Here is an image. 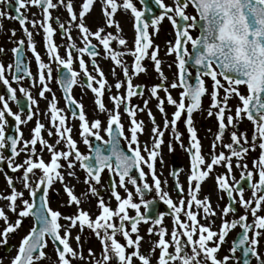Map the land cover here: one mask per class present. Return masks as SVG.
Returning <instances> with one entry per match:
<instances>
[{
	"label": "snow or ice",
	"instance_id": "snow-or-ice-1",
	"mask_svg": "<svg viewBox=\"0 0 264 264\" xmlns=\"http://www.w3.org/2000/svg\"><path fill=\"white\" fill-rule=\"evenodd\" d=\"M152 2L159 12L146 16L144 0H139L140 9L135 6L136 0H81L78 12L74 0H14V5L10 0H2L14 14L0 11V17L18 21L22 38L12 39L16 29L10 30L9 40L14 45L10 49L11 62L0 61V88L3 89L0 91V162H6L9 170L4 174L7 191L0 192V201L6 202L0 206V246L6 247L9 237L22 227L24 219L31 218L26 233L12 246L15 254L9 258V264H44L45 261L47 264H229L230 260L238 259L235 256L238 250L242 253L240 264H250L252 258L256 264H264V253L259 250L264 237V215L260 214L264 211V0H173L171 5L163 0ZM96 3L101 11L99 18L92 20L93 30L85 21ZM32 7L39 13H32L33 18L29 19L26 13ZM188 7L195 15L187 14ZM61 9L67 14L64 19L52 16L53 10L60 12ZM119 11L133 20L132 48L122 35L120 21L115 19ZM147 12L151 13L152 9ZM165 17L175 29L174 42L168 41L165 50V56H175L177 71L171 81L162 70L159 45H154L151 39ZM112 27L115 32L107 31ZM193 30L198 34L193 36ZM41 31L47 62L37 51L34 38ZM57 32L60 44L54 41ZM25 44L34 58L35 74L26 62ZM0 55H7L3 46H0ZM128 56L132 57L131 63L125 59ZM101 59L110 61L108 73L113 83H109L100 67ZM145 60L152 65L159 82L133 84L135 78L148 74L147 66L142 63ZM53 64L57 69L54 82L65 108L58 107V98L49 86L53 81ZM190 68L194 71H189ZM205 78L211 81L210 92ZM26 79L30 81L28 86L23 84ZM37 86L38 97L46 101L43 112L32 95V89ZM74 86L82 93L85 90L92 93L93 119H88L83 104L72 95ZM175 89L180 90L178 98L171 94L170 90ZM161 91L164 96H160ZM105 92L110 106L104 102ZM49 93L50 97L46 95ZM205 95L210 97L206 110L203 108ZM134 97H139L142 103L133 104ZM231 99L237 101L234 114L233 106L228 103ZM151 100L156 101L162 126L157 124L149 108ZM10 103H15L19 110L13 112ZM165 103L174 108L171 119ZM197 111L214 116L217 124L207 150L194 125L193 116ZM138 113H146L151 125L149 140L143 146L139 136L144 133L145 123L137 119ZM122 116L128 119L127 129ZM41 117L48 122L47 129ZM8 118L15 125L11 134L6 132ZM34 118L30 138L25 140L20 125ZM69 119L78 121L77 135L87 152L79 150ZM181 119L187 143L178 127ZM244 119L252 125L250 138L246 131L239 130ZM229 129H232L229 140L225 142L224 134ZM44 131L49 139L55 137L54 141L45 139ZM166 132L170 136L168 151L174 150V143L179 144L189 159L186 187L179 180L182 170L169 173L174 178L175 201L166 190L167 180L162 181L155 170L157 157L163 164L161 146ZM218 148L221 150L217 151ZM257 149L258 155L251 157L249 167V154ZM21 153L24 159L16 163ZM217 167L225 171L215 173ZM233 167L239 171V179L233 174ZM78 170L84 173L82 181ZM9 172L17 174L15 180ZM208 179L214 182L217 199L226 197L223 207L219 203L213 207L211 194L200 196ZM80 183L85 188L77 195L76 186ZM56 184L61 188L55 189ZM61 190L66 199L60 202V207L73 208L71 213L64 214L50 205V193L54 191L60 196ZM153 190L155 197L167 206L170 230L162 226L165 212L150 210L153 201L143 196L144 191ZM246 190L250 192L247 199ZM136 198L139 202H135ZM85 203L94 211L82 207ZM238 211L241 214L237 216ZM230 215L232 219L228 218ZM217 218L220 223L214 229L212 225ZM149 221L153 226L147 228V234L157 239L149 240L144 254L140 251L144 237L139 234L138 224ZM236 228L240 231L228 253L219 257L230 231ZM86 230L98 241L99 253L89 247L85 256ZM71 241H75V247ZM49 244L51 254L46 251ZM3 262L4 257H0V264Z\"/></svg>",
	"mask_w": 264,
	"mask_h": 264
},
{
	"label": "flooded vegetation",
	"instance_id": "flooded-vegetation-1",
	"mask_svg": "<svg viewBox=\"0 0 264 264\" xmlns=\"http://www.w3.org/2000/svg\"><path fill=\"white\" fill-rule=\"evenodd\" d=\"M80 2H81V0H74V7H75L77 12L79 10ZM163 2H164V0H163ZM164 3L166 5H171L173 3V0H165ZM10 4L14 5V0H10ZM135 6L138 9H140L142 7V5L139 3V0H136ZM143 7L146 10V16H150L152 14H158V12H159L158 8L153 4L152 0H144ZM149 8L152 9L151 13L147 12V9H149ZM0 11H8L10 14H14V12L12 11V8L11 7L6 8V6L2 3V0H0ZM22 11H24V10H22ZM100 11H101L100 10V5H99V3H96L95 6L91 10V14L89 16H87V18H86V21H85L86 24H88L89 27L93 28V30H95V25L92 23V20H93L92 17L95 15L96 18H99ZM186 11H187V14H189V15H195L194 10L191 7H188ZM32 13H37L38 14L39 10L37 8H35V7L30 8L27 11V13H26L28 15L29 19L33 18L32 17ZM58 15L61 17V19H64L67 14H66V12L63 9H61L60 12H57L55 10L52 11V16L53 17H56ZM36 18L40 19L39 15H37ZM115 19L120 21L121 26L123 28L122 35L127 38L128 47L132 48L133 47V35H134V29H133V26H132L133 25V20L130 18V16L126 17L122 11H119V12H117L115 14ZM0 25H2V27H0V46H3L5 48V50H6V53H7V55H0V61H2L4 63H8V62H11V57H12L10 49L14 46L9 40L10 30L11 29H16V36L13 37L12 39L22 38V31H21V28H20V25H19L18 21L9 20V19H5L3 17H0ZM27 26L29 27L30 30H32L35 33V30L32 29L30 24L27 25ZM52 26L54 28L57 27V25L55 23H52ZM107 31L115 32V28L114 27L108 28ZM150 32H151V29H150ZM191 34L193 36H195V35H197V31L193 30L191 32ZM75 35H76V33L74 31L73 32V36H75ZM34 38H35V41H36L37 51L40 52L42 57H44L45 61L47 62V57L44 56V49H43V43H42V31H41L40 34L34 35ZM174 38H175V29H173L170 21H168L166 17L161 22V24L158 26V32L155 35L151 36V39L153 40V44L154 45H159L158 56L163 62L162 63V70H163L164 74L168 77L169 81H171V79L173 78V73H175L177 70H176L175 63H174V60H175L174 54L173 55H169V56H165V50H166V47H167V42L168 41H173L174 42ZM54 41L57 44H60L62 42L58 32L54 36ZM93 43H95V41H93ZM113 47H115V45H113ZM189 48H190V45H189ZM101 51H102V48H101ZM60 54L62 56L64 55V49L63 48L60 49ZM25 59H26V62L28 63V65H29L30 70L33 72V74H35L36 71H37L36 65H35V61H34V58L31 57V53L27 52L26 44H25ZM85 59L86 60L88 59L87 56H85ZM125 59L129 63H131L132 57L128 56V57H125ZM142 63L147 66L148 74L147 75L141 74L140 76H138L137 78H135L133 80V84L152 85V84L158 83L159 81H158L157 74L152 70V65L150 64V62L145 60ZM109 65H110V61L103 60V59L100 60V67L104 70L105 75L107 76L109 83H113V78L108 73ZM168 65H172L171 68H169ZM76 67H77V65H74V68H76ZM52 69H53V73H52L53 74V81L50 83L49 86L51 87L52 91L55 94H57L58 106H60L62 108H65L64 101L61 98L62 94H61L58 86L54 82L55 81L56 72H57L55 64L52 65ZM60 70L63 71V69H60ZM117 71L119 72V69H117ZM150 71L152 72V74L149 73ZM189 71H194V70L193 69L192 70L189 69ZM205 80H206V86L208 87V90L210 92L211 91V81L208 78H205ZM29 83H30V81L27 80V79L25 81H23L24 86H28ZM222 83H226V82H224L222 80ZM12 86L13 87H17L16 84H14V83L12 84ZM38 90H39L38 86L36 88H33L32 89V95L34 97H36L37 100L39 101V104H38L39 110L41 112H43L44 109L46 108V101L43 100V99H40L38 97V95H37ZM241 90L243 91V89H241ZM0 91H3V89L0 88ZM170 91H171V94L173 95V97L178 98V92L180 91L179 89L170 90ZM114 93H115V89H113V94ZM159 94H160V96H164V93L162 91ZM17 95L18 96L20 95L18 90H17ZM46 95H48L49 97L51 96L49 94H46ZM72 95L77 99V101H79V102H81L83 104L84 111L87 114L88 119L89 120L93 119L94 116H95V113L93 112L94 105H93L92 93L87 91V90H85V93H82L78 86H74V88L72 90ZM222 95H223V92L221 90V96ZM147 97H148V93H147V90H145V98H147ZM205 97H206V95L203 97V105L206 108V107H208V105L210 103V97H209V95H207L208 99H206ZM104 102H105V104L107 106H110L109 101H108V93L107 92H105V94H104ZM132 103L133 104H141L142 101H141V99L139 97H134L132 99ZM155 103H156L155 100H151L150 103H149V108H151L153 114L155 115L157 124H161V126H162V118H161L160 113L155 108ZM228 103L231 106H235L237 101L235 99H231V100H229ZM24 104L26 106L27 102L24 101ZM10 107H11L13 112H16V111L19 110L15 103H10ZM164 107H165V111L167 113H169V119H171V113L174 111V108L169 106V105H167V103H165ZM202 112L206 113V111H202ZM197 113H198V111L195 112L194 115L197 114ZM226 115H227V113H226ZM100 118L103 119L104 117L101 116ZM210 118L215 120L214 116H212ZM137 119L138 120H143L144 123H145L144 133L139 136V140L141 142V145L143 146L144 142L149 140V128H150L151 125L148 122V117H147L146 113H138L137 114ZM41 121L45 124V128L47 129L48 122L46 120H44L43 117H41ZM122 122L125 125V129H127V126H128L127 117L122 116ZM34 124H35V118L32 121H29L28 124H26V125H23V124L20 125V129H21V131L23 133V138L25 140L30 138V129L34 126ZM68 124L73 126L72 136H73L74 139L77 140L79 150L82 153L87 152L86 146L82 142L79 141V137L77 135L76 124H78V121H72L71 119H69L68 120ZM241 124L243 125L242 129H239V130L242 131V132L246 131L248 136H249V138H250L251 137V128H252L251 122L247 121V119H244L241 122ZM14 127H15L14 121H12L11 118H8V126L6 127V132L11 134L13 132V130H14ZM178 127H179V130L184 134L183 135V137H184L186 130H185V127L183 125V120L182 119H181V121L178 122ZM214 130L217 131L216 121H215ZM231 130L232 129H229L228 131L225 132L224 138L226 140H229V132ZM208 133H209V131H208ZM43 136H44L45 139H49V137L47 136V131L43 132ZM54 139H55V137H52L51 139H49V141H54ZM105 139H107L106 136H105ZM169 139H170V136L166 132L165 136H164L165 143H164V145L161 146V155L163 157V164L161 165V163H160V157H157L156 164H155V168H156L155 170H156L157 175H158L157 167L159 168V170H162V172L158 175L159 178L165 177V176L167 178L168 177L170 178V180H171V184L170 185H171V189H172V184H173L174 178L169 175L170 171H172V170H182L180 175H179V177L180 176H182V177L184 176V178H185L187 173H184V171H185V168H186V171H188L189 159H188V156H187L186 152L180 147L179 144H175L174 143V145H173L174 150L172 152H169L168 148H167V143H168ZM183 139H184V142L187 143L186 136ZM93 143L95 144L96 142L93 140ZM201 143L204 146V149L207 150V148L205 147L206 146V142L205 141L204 142L201 141ZM102 147H106V146L102 145ZM22 154L23 153H21V155ZM21 155L16 158V161H15L16 163H20L19 162V158L21 157ZM5 165H6V162H0V177L2 179L4 178L5 172L9 171L7 168H4ZM9 174L12 175V177L16 176L15 173H9ZM234 175H235V173H234ZM235 177L237 179H239V172H236ZM208 182H209V180H207L206 182L203 183V189H204V186L206 185V183H208ZM209 189H211V193L213 194L212 201H214L217 198V195L215 194L214 189L212 190L211 187ZM106 194L107 193H104L105 196H106ZM173 195L176 197L175 192H173ZM249 195H250V192H248L246 190L245 193H244L245 199H247L249 197ZM200 196L201 197L204 196L203 193L200 192ZM144 197L147 198V200H152L153 204L157 207L158 211L165 212V216L163 217V221L162 222H164V221L167 222V220H168L171 223V217L169 215H167V212H168L167 206L164 205L162 203V201H160L158 198H156L155 195H153L151 191H147V195L144 196ZM218 203L223 204V206H224V204L226 203V197H225L224 200H218ZM141 208H142L141 212H143V207H141ZM237 208L239 209V205H237ZM239 214H241V213L238 211L236 215L238 216ZM263 215H264V212H263ZM228 218L232 219V216L230 215ZM249 220H251V216H249ZM141 223L146 224L145 222H141ZM148 223H151V221H149ZM231 231H236V232H235L234 235H232L230 241L227 243V246H228L227 249H229L233 238L237 235V233L240 231V229L236 228V229L231 230ZM263 244H264V242L260 241L259 250L261 251V253H264ZM235 256L238 259H233L232 261L235 264H240V259H239L240 257H239V254L237 252L235 253ZM250 264H256V261H255L254 258L251 259Z\"/></svg>",
	"mask_w": 264,
	"mask_h": 264
},
{
	"label": "rangeland",
	"instance_id": "rangeland-1",
	"mask_svg": "<svg viewBox=\"0 0 264 264\" xmlns=\"http://www.w3.org/2000/svg\"><path fill=\"white\" fill-rule=\"evenodd\" d=\"M164 2H165V0H164ZM150 74H152V72L150 71L149 72ZM49 95H51L50 93H49ZM56 96H57V94H56ZM206 99H208L207 98V95H206V97H205ZM204 106V105H203ZM58 107H60V106H58ZM60 108H62V107H60ZM204 109H207V107L205 108V106L203 107ZM201 113V114H200ZM202 111H198V113L197 114H195L194 115V125H195V128H196V130H197V134H198V138L200 139V141H205L206 142V148L208 149L209 148V145H210V142L212 141V139H213V137H214V134H215V132H216V130H214V127H215V120L214 119H211L210 117H208L207 116V114L206 113H203ZM233 114H234V106H233ZM242 124H241V122H240V124H239V129H242ZM204 128H206L208 131H209V129H210V131H209V135H207V140H205V137H204V135H203V129ZM244 128V127H243ZM251 128V127H250ZM251 131H252V128H251ZM185 136H186V138H187V133H186V131H185ZM184 136V137H185ZM183 137V138H184ZM224 141L225 142H228V140H226L225 138H224ZM37 147H39V146H37ZM221 149H217V151H220ZM258 149H257V151L256 152H254V153H250L249 154V158H248V163H249V167H251V157H253V156H256V155H258ZM206 155H207V153H205ZM44 158H45V160H47L48 159V156H47V153L45 152L44 153ZM24 159V154H22L21 155V157L19 158V162H21L22 160ZM185 163V162H184ZM234 163V162H233ZM156 169V168H155ZM157 170H158V175L162 172V170H159V168L157 167ZM225 171V169H223V168H221V167H217L216 169H215V173H220V172H224ZM236 172H239L235 167H233V174L235 173V175H236ZM184 173H187V171H186V168H185V171H184ZM215 173H213V175H215ZM79 176H80V178H81V181L83 180V176H84V173L82 172V171H80V170H78V173H77ZM17 175V174H16ZM161 176V175H160ZM104 178H105V180L107 179V173L105 172V174H104ZM13 179L15 180L16 179V176H14L13 177ZM33 179H35V177L33 178ZM162 181H164V180H167V186H166V190H168L169 191V193H170V195H171V197H172V199L175 201L176 199H177V197H175L174 195H173V192H172V189H171V180H170V178L168 177H161L160 178ZM179 180H180V182L182 183V184H185V187H186V177L184 178V176L182 177V176H180L179 177ZM209 180V182L208 183H206V185L204 186V189L201 191V193H203V195H205V194H208V190H209V188L211 187L212 188V190L214 189L213 187H214V182H213V180L212 179H208ZM102 183H103V181H102ZM149 183H151V181H150V178H149ZM210 186V187H209ZM17 188L19 189L20 188V184H19V182H17ZM54 188L55 189H60L61 188V186L59 185V184H56L55 186H54ZM85 188V185L83 184V183H80V184H77V187H76V193H77V195H79L80 194V192L83 190ZM129 188L131 189V186L129 185ZM7 191V188H6V181H5V179L3 178H1L0 177V192H6ZM134 191V190H133ZM120 192H121V195L123 196L124 195V193H123V191L122 190H120ZM152 192V194L153 195H155V192H154V190L153 191H151ZM216 194V193H215ZM53 195H54V197H57L56 198V201H55V198H53ZM107 195V194H106ZM145 198V197H144ZM66 199V196L63 194V192H62V190H61V195L60 196H56L55 195V193H50V205H51V207L53 208V209H58L59 211H61L62 213H64V214H68V213H71V212H73L74 211V209L73 208H69V207H60V202L62 201V200H65ZM145 199H147V198H145ZM61 200V201H60ZM135 202H139V198H136V200H135ZM4 203H6L5 201H0V206H2ZM92 203L94 204L95 203V201L93 200L92 201ZM218 203V199L216 198L214 201H212V205H213V207H215L216 206V204ZM220 204V203H219ZM112 206L113 207H115V201H113L112 202ZM220 206L221 207H223V204H220ZM82 207H84L85 209H87V210H89L90 212H93L94 211V209L93 208H90L89 207V204H87V203H85V204H83L82 205ZM141 210H142V208H141ZM263 212L264 211H261V213L260 214H262L263 215ZM129 214L130 215H134V211L133 210H129ZM8 215L10 216V218H12V219H14L15 217L13 216V214L12 213H8ZM30 223H31V218H25L24 219V221H23V225H22V227L15 233V234H13L12 236H10L9 237V239H8V245L5 247V246H0V257H4V262H3V264H9V258L11 257V256H13L14 254H15V248L14 247H12V246H14V245H17L18 244V242H19V239L21 238V236L23 235V234H25L26 233V231H27V229L30 227ZM61 223H64V221H61ZM201 223H205V221H203V220H201ZM219 223H220V220L217 218L216 219V223L215 224H213L212 225V227L215 229L218 225H219ZM150 226H153L151 223H146V224H143V223H139L138 224V228H139V234L142 236V237H144V240L141 242V245H140V247L142 246H144V254H147V251H148V247H149V244H148V242H149V240H151V241H155L156 239H157V237L155 236V235H152L151 237H149L148 236V234H147V228L148 227H150ZM162 226L163 227H165V228H167V229H169L170 230V228H171V223L167 220V222L166 221H164V222H162ZM0 227H2V221H0ZM235 232L236 231H230V233H229V235H228V237L226 238L227 239V242L226 243H224L223 245H222V248H221V250H220V252L218 253V256L219 257H222L223 255H225V254H227L228 253V249H227V243L230 241V239H231V237H232V235H234L235 234ZM75 235V231L73 232V236ZM135 234H133V236H134ZM118 239H121L119 236L117 237ZM85 241H87L85 244H84V254H85V256L87 255V249L89 248V247H91L92 249H93V251L94 252H97V253H99V250H100V246H99V243H98V241L95 239V237L94 236H91L90 234H88L87 233V230H86V234H85V236H84V238H83ZM261 242H264V237H262L261 238ZM71 243H72V246L73 247H75L76 245H75V241H71ZM263 247H264V244H263ZM10 249V250H9ZM46 251L49 253V254H51L52 253V245L51 244H49V247L46 249ZM232 261V260H231ZM231 261H229V264H235L233 261L231 262ZM44 264H47V261H45L44 262ZM77 264H78V262H77Z\"/></svg>",
	"mask_w": 264,
	"mask_h": 264
},
{
	"label": "bare ground",
	"instance_id": "bare-ground-1",
	"mask_svg": "<svg viewBox=\"0 0 264 264\" xmlns=\"http://www.w3.org/2000/svg\"><path fill=\"white\" fill-rule=\"evenodd\" d=\"M92 18H96V16L94 15ZM209 133H208V130L206 129V128H204L203 129V135H204V137H205V140H207L208 138H207V135H208ZM50 143L52 142V141H49ZM45 157V156H44ZM77 187V186H76ZM77 190V189H76ZM53 193H55L54 191H53ZM208 194H211V199H212V196H213V194L211 193V189H209L208 190ZM53 198H55V201H56V198L57 197H54V195H53ZM61 201V200H60ZM74 232V231H73ZM144 246L142 247H140V251L142 252V253H144Z\"/></svg>",
	"mask_w": 264,
	"mask_h": 264
},
{
	"label": "water",
	"instance_id": "water-1",
	"mask_svg": "<svg viewBox=\"0 0 264 264\" xmlns=\"http://www.w3.org/2000/svg\"><path fill=\"white\" fill-rule=\"evenodd\" d=\"M152 209H157V207L154 206V205H150V210H152ZM241 255H242V254H241Z\"/></svg>",
	"mask_w": 264,
	"mask_h": 264
}]
</instances>
